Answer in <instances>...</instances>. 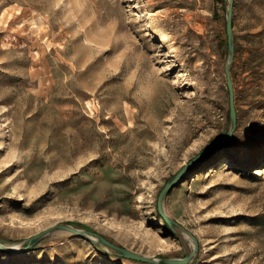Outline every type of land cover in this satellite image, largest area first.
<instances>
[{
	"label": "rangeland",
	"instance_id": "1",
	"mask_svg": "<svg viewBox=\"0 0 264 264\" xmlns=\"http://www.w3.org/2000/svg\"><path fill=\"white\" fill-rule=\"evenodd\" d=\"M233 1L237 125L166 195L175 233L160 191L231 126L225 0H0V243L61 222L149 257L194 237L189 264H264V0ZM0 264L149 263L59 230Z\"/></svg>",
	"mask_w": 264,
	"mask_h": 264
},
{
	"label": "water",
	"instance_id": "2",
	"mask_svg": "<svg viewBox=\"0 0 264 264\" xmlns=\"http://www.w3.org/2000/svg\"><path fill=\"white\" fill-rule=\"evenodd\" d=\"M227 3V16H226V31H227V38H228V60L225 64L224 70L226 73V85H228V90H229V100H230V122L231 126L229 130L227 131L228 133L221 139H219L217 142L214 144L210 145V147H207L204 151L196 155L193 159L189 160L188 162L185 163V165L182 166V168L175 174L173 175L162 190L159 193L158 197V202H157V210L160 213L161 217L164 219V221L167 223L169 227L175 232L178 233V231L184 230L183 226H180L176 220H174L168 213L165 211L164 206H165V199L166 195L168 192L174 188L176 185H178L186 173L189 171V169L194 165L195 161L199 159L205 152L211 149L213 146H222L225 144V142L232 137L234 134V130L237 125V113H236V102L234 100V85L232 81V75H231V69L230 66L233 62L234 59V49H235V38L233 34V0H225ZM59 230L62 231H67L70 233H75L79 235L80 237L84 238L85 240H89L92 244L94 245H101L106 248L111 254H113L116 257H122V258H127V259H132V260H138L142 261L145 263L149 264H189L191 263L195 255L197 254L198 251V241L194 237H192L193 242L195 243V248L192 253L187 252L184 257L182 258H157V257H149L146 255H142L138 252L131 251L123 246H119L117 244H114L112 241L107 239L105 236H102L101 234L92 231L90 229H84L80 228L76 225H71L67 223H61L57 222V224H54L50 227H47L45 229H42L41 232L29 237L24 241L20 246L17 247H8L0 243V250L7 252V253H23L27 251L28 249L32 248L33 245L37 244L44 238L45 236L57 232Z\"/></svg>",
	"mask_w": 264,
	"mask_h": 264
},
{
	"label": "bare ground",
	"instance_id": "3",
	"mask_svg": "<svg viewBox=\"0 0 264 264\" xmlns=\"http://www.w3.org/2000/svg\"><path fill=\"white\" fill-rule=\"evenodd\" d=\"M9 14H10V13H9ZM27 22H28V21H27ZM21 23H22V21H21ZM19 24H20V23H19ZM23 24H24V23H22V26H23ZM16 27H17V26H16ZM19 27H21V26H19ZM24 27H25V26H24ZM15 30H16V28H15ZM25 161H27V159H26ZM15 247H16V246H15Z\"/></svg>",
	"mask_w": 264,
	"mask_h": 264
}]
</instances>
